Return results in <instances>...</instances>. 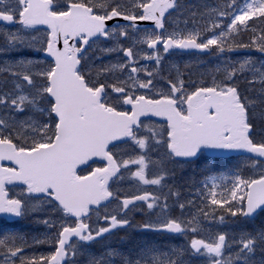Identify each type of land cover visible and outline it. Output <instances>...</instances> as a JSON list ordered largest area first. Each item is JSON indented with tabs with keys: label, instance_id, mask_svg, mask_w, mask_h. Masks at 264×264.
<instances>
[{
	"label": "snow or ice",
	"instance_id": "1",
	"mask_svg": "<svg viewBox=\"0 0 264 264\" xmlns=\"http://www.w3.org/2000/svg\"><path fill=\"white\" fill-rule=\"evenodd\" d=\"M0 215V264H264V0H0Z\"/></svg>",
	"mask_w": 264,
	"mask_h": 264
},
{
	"label": "trees",
	"instance_id": "2",
	"mask_svg": "<svg viewBox=\"0 0 264 264\" xmlns=\"http://www.w3.org/2000/svg\"><path fill=\"white\" fill-rule=\"evenodd\" d=\"M26 227V223L24 222H18V223H14V224H5L2 223L0 225V230H4V229H14V230H19V231H28V228H23Z\"/></svg>",
	"mask_w": 264,
	"mask_h": 264
},
{
	"label": "water",
	"instance_id": "3",
	"mask_svg": "<svg viewBox=\"0 0 264 264\" xmlns=\"http://www.w3.org/2000/svg\"><path fill=\"white\" fill-rule=\"evenodd\" d=\"M0 218H4V219L8 220L6 217H4V216H2V215H0ZM8 221H9V220H8Z\"/></svg>",
	"mask_w": 264,
	"mask_h": 264
}]
</instances>
